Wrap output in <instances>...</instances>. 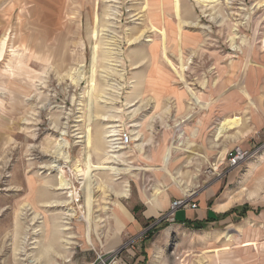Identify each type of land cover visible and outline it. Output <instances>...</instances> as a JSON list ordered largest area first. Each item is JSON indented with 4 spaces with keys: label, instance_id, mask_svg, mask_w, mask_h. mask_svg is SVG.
Returning a JSON list of instances; mask_svg holds the SVG:
<instances>
[{
    "label": "rangeland",
    "instance_id": "rangeland-1",
    "mask_svg": "<svg viewBox=\"0 0 264 264\" xmlns=\"http://www.w3.org/2000/svg\"><path fill=\"white\" fill-rule=\"evenodd\" d=\"M206 1L0 0V264L98 263L96 254L101 252L86 243L81 219L87 212L88 149L85 138L78 137L90 129L91 162L98 164L103 155L94 148L107 154V127L118 124L131 131L133 140L113 159L117 175L93 173L92 245L109 230L115 233L121 195L132 201L138 190L160 185L173 191L174 199L210 203L214 212L216 206H225L218 215L233 208L252 210L209 222L201 230L181 228L175 220L142 221L141 232L153 226L127 249L136 255L144 251V264H264V211L255 212L264 208V0ZM95 43L89 99L87 81L74 85L70 76L80 66L90 75ZM179 54L186 65L185 83L203 102L195 105L190 99L191 107L209 109L172 117L160 132L136 127L146 113L153 117L151 112L159 113L161 107L152 89L146 90V81L157 87L171 79L179 92L187 90L168 64L178 67ZM133 86L138 96L129 103L126 97ZM129 104L148 110L128 115L133 108ZM169 106L175 108L173 99L165 108ZM235 116L241 119L239 125L217 137L219 124ZM181 120L186 122L176 131ZM61 132L69 142L67 166L76 169L74 177L80 182L75 199L55 189L58 175L52 166L64 164L55 157ZM154 133L166 137L163 145H141L144 135ZM178 142L182 146L172 152L171 163L164 167L162 157L164 171L154 176L145 170L150 150H167ZM233 147L251 155L230 169L224 156ZM68 209L75 216L65 220ZM127 211L129 226L134 217L141 222V210ZM140 233L125 229L123 244Z\"/></svg>",
    "mask_w": 264,
    "mask_h": 264
},
{
    "label": "crops",
    "instance_id": "crops-1",
    "mask_svg": "<svg viewBox=\"0 0 264 264\" xmlns=\"http://www.w3.org/2000/svg\"><path fill=\"white\" fill-rule=\"evenodd\" d=\"M153 60L154 59H152V61ZM155 64L156 63H154V65ZM157 72L160 73V71H157ZM149 84H152V83H149V80L146 81V83H145L146 90L151 91L150 89H152L154 97L161 101L160 102L161 107L156 109V111H159V113L158 112L155 113L154 111H152L151 114L152 115L154 114V115H153V117H151L149 115V113H146V110H148V109H143V107H139V106L136 107L135 104H129L128 107L129 108L133 107V108H132V110L127 112L128 115L136 114L139 112L140 113H146L143 116L144 119L141 118L142 119L141 123H138V122L136 123L138 126L141 125V127L145 131L154 130V131L160 132L161 130H164L166 128V126H168V122L170 121V119L172 117H175L174 119H178V116L183 118V117L187 116V114H188L187 110H195L197 108V107H194V108L191 107V105H190L191 100H190V96L187 93V90L185 92H179L175 87H173L171 79H168V80L164 79V80L160 81V83H159V85H157V87H154L153 85L151 87V86H149ZM188 85H190V84H188ZM134 90L132 91V93L129 92V95L126 97V101L129 103H131V101L133 100L134 97L138 96V94H137L138 91L135 89V87H134ZM193 92L199 97V94H197L194 90H193ZM140 94L141 93L139 90V95ZM172 99H173V101H175V105H176L175 108L171 109L170 106L165 108L167 101L172 100ZM199 99L201 101L200 97H199ZM145 108H147V107H145ZM197 109H199V108H197ZM208 109H199V110L205 111ZM192 114H194V113L192 112ZM189 118L191 119L192 116H190ZM167 119H169V120L167 121ZM176 124H177V122H176ZM262 128H264V123L262 125ZM263 132H264V129H263ZM196 133H197V131L194 130V132H192V134H190L191 138H194ZM142 141L143 142L141 143V145H143V146H158L159 147L160 145H163L165 143L166 137L163 135L161 138H158L156 133H154V135L152 134L151 136L144 135L142 138ZM188 145H193V144L189 142ZM234 148H240L241 150L248 151L242 147H233L227 153L232 151ZM165 150H162L161 148H158L155 151L150 150L151 153L149 154V156L145 157V161H146L145 165H146V167H148V169H145L146 171L148 170V171L153 172L152 175H154V176H156L157 171H164L161 168H162V157L165 153ZM227 153H226V155H227ZM226 155L224 156L225 158H226ZM157 189L162 191V193L158 197L154 196L155 190H157ZM162 189H164V188H161L159 185V186H157L156 189L151 187L149 190H146V191L138 190L136 193L137 196L136 197L134 196L131 199L132 201H128L125 196L121 195V201L117 202V207L121 209L122 213H121V217H118V218L115 217V223H114V226L116 227L115 233L113 232V230H111V231L109 230V232H107L105 234V236L101 235L100 237H96L95 242L93 243V245L90 244V246H92L95 251L97 250V251H100L102 253H110L115 249H119L121 246L124 245L123 244L124 242L122 241V237H121L122 235L121 234H122V232L125 231V229L126 230L127 229L132 230L133 232L137 231L138 233H140L142 221L146 225L149 222L157 221L167 212V210L169 209L170 203L173 200L183 198V197H176V199H174L172 197L173 191H171L170 189L169 190H167V189L162 190ZM150 191H154V192L151 193ZM190 203L195 205L194 209L187 207V208L179 209L175 212V215H174L175 223L177 226H179L181 228L184 227L183 222L186 220L192 221V222H198V223L202 222L203 228H204L209 223V222L205 223V221L207 219L212 220L211 222H217V221L223 219L224 217H227V216H224V214L227 212L218 215L217 213H215V212L219 211L218 209L215 208V212L213 210H211V206L208 207L209 203L207 204V206L205 204L202 205L201 203L198 204V203H196V200H194V199L190 200ZM131 208L134 211L135 210H141V214H140V221L141 222L139 223L136 220V218L134 217V218H132L133 224H131L129 226V221L131 219V217H130L131 215L129 214L127 209H131ZM233 209L236 212H234L230 215L237 214L239 216H243L249 210H252V209H250V208L248 209L246 207H244V211H243V209L241 210L238 208H233ZM124 210L126 211V213H124ZM238 210H241V211L239 212ZM261 211H264V208H257L255 210L256 213H259ZM243 212H244V214H243ZM230 215H228V216H230ZM177 217H181V219L178 221ZM138 230H140V231H138ZM90 235H91V233H90ZM90 239H91V243H92V236H90ZM132 249L124 250L121 253V255L118 256V258L116 260V264H144L146 261V256H145L146 254L144 253V251L141 250V253L139 255H136L132 251ZM143 250H144V248H143ZM70 264H73V262H70ZM87 264H95V263H94V261H91L90 263H87Z\"/></svg>",
    "mask_w": 264,
    "mask_h": 264
},
{
    "label": "bare ground",
    "instance_id": "bare-ground-1",
    "mask_svg": "<svg viewBox=\"0 0 264 264\" xmlns=\"http://www.w3.org/2000/svg\"><path fill=\"white\" fill-rule=\"evenodd\" d=\"M198 3H207L206 0H196ZM175 4V2H174ZM211 4V3H210ZM175 9H176V15L178 16V5L176 3L175 5ZM178 18V17H177ZM97 20V19H96ZM179 20V19H178ZM179 22V21H178ZM180 28V26H178ZM154 31V30H153ZM156 31V30H155ZM159 34V33H158ZM162 36L164 37V32L161 31ZM97 35H98V31L96 29H94L93 31V38L94 40L97 39ZM96 42V41H95ZM97 43V42H96ZM92 44V58H91V70L90 71V75H88V77H86L85 75V72L82 68V66H80V68L74 73V74H71L72 76H70L72 82L74 85H77L79 84V82L82 80H86L87 83L89 84V89L88 91L86 92V96L87 98H91V95L92 92H93V89H94V75H95V65H96V59H97V48H98V44ZM162 43V42H161ZM178 52V51H177ZM178 55V53H177ZM166 59V58H165ZM179 59H180V64L178 67H175L170 61H168V64L169 66L171 67L172 71L174 72V74L177 76V79L182 82V84L184 83V85L186 86V89L188 91V93L190 94L191 96V100H192V103H194L195 105H199L200 103H202L199 99V97L192 91L191 88L188 87V85L185 83V79H184V70H185V66L182 64V57L181 55L179 54ZM168 66V67H169ZM187 68V67H186ZM171 71V72H172ZM89 73V72H88ZM95 91V90H94ZM88 99V101L90 102V100ZM93 99V98H92ZM193 104V105H194ZM90 105V104H89ZM88 105V106H89ZM192 105V106H193ZM203 106V105H202ZM205 107V106H204ZM253 108V107H252ZM89 110V108H88ZM90 112V110H89ZM89 114V113H88ZM90 115V114H89ZM88 115V116H89ZM91 118V117H90ZM88 117V119H90ZM241 119L238 117V116H235V117H230V118H226L224 119L220 124L219 126L216 128V135L217 137H220L224 132H226L227 130L229 129H232L233 127H236L239 125ZM110 123H113V122H116V120H111L109 121ZM90 125V124H89ZM136 127H138L137 124H135ZM117 128V126H108L107 129H113L111 130V132L113 133L114 132V129ZM180 129V128H179ZM194 132V131H193ZM65 132H61L60 133V138L56 141V145H55V157L58 159V160H63V165H60V164H55L52 166V168L56 171L57 173V186H56V190H59V191H63V190H66L67 194H68V198H73L75 199L76 198V194L80 188V182H78V178H75L77 177L76 175V172L75 170L71 169V168H68L67 164L70 163V159H69V154L68 152L66 151V149H68L69 147V142H68V139L65 137ZM182 134V133H180ZM111 136H115L114 134H112ZM107 137H110V136H104V138H107ZM182 137V136H181ZM78 138H85V146L86 148L88 149L87 151V155H86V159H85V171H84V180H85V188H86V213H84L81 217L82 221L85 223V226H86V231H85V241L87 244H91V239H90V233H91V226H90V208H91V204L93 202L92 200V188H93V178H94V172L96 173V171H102V172H108L110 174H115L117 173L116 171L119 170L115 165V161H113L114 157L112 155H108L105 154V152L99 150L98 148H94V152L96 151V153H101V155H103L100 159H102V162L98 163V164H93L91 162V156H90V149H92L91 147L93 146L92 145V138H91V131L89 128H87L86 130V135L85 136H79ZM183 138V137H182ZM179 139V138H178ZM138 140V139H136ZM103 141V140H102ZM80 142V141H79ZM105 143V141H104ZM92 145V146H91ZM182 146L181 142H178L177 145H171L170 148H167V150L165 151L164 153V156H163V166L165 167L166 165L169 164L170 160H171V157H172V152L173 151H177L180 149V147ZM86 149V150H87ZM92 151V150H91ZM185 151V150H184ZM93 152V151H92ZM116 152V151H115ZM95 153V154H96ZM92 154V153H91ZM105 154V156H104ZM71 155V154H70ZM112 158V159H110ZM57 162V161H55ZM58 163V162H57ZM70 167V166H69ZM163 167V168H164ZM77 168V167H76ZM162 168V169H163ZM166 170V169H165ZM125 171V169H124ZM71 173V174H70ZM121 173V172H120ZM117 175V174H115ZM75 176V177H74ZM114 176V175H113ZM81 184L83 185L84 183L81 182ZM101 189V188H100ZM127 191V189H126ZM162 193L161 190H155V196L158 197L160 194ZM124 196V195H123ZM72 199V200H73ZM231 200V199H230ZM233 200V199H232ZM233 203V202H232ZM230 203V204H232ZM230 204H226L228 207ZM225 208V206H216V209L218 210H223ZM224 212V211H223ZM66 213V217H65V220H70L72 219V217L75 216V212L72 210V209H68ZM92 223V222H91ZM65 225H68V222H65ZM66 227V226H65ZM69 228H67L66 230H68ZM63 230V229H62ZM226 234V233H225ZM231 234V233H230ZM225 236V235H224ZM228 235L226 236V239L228 240ZM66 244H68L66 242ZM252 244V243H251Z\"/></svg>",
    "mask_w": 264,
    "mask_h": 264
},
{
    "label": "built area",
    "instance_id": "built-area-1",
    "mask_svg": "<svg viewBox=\"0 0 264 264\" xmlns=\"http://www.w3.org/2000/svg\"><path fill=\"white\" fill-rule=\"evenodd\" d=\"M186 120H181V122L176 124V128L178 131L179 128H181L179 125L183 124ZM117 128L114 129V132L112 133L111 130L108 131L106 139V148H107V154L108 155H114L115 159L118 156V152L127 150L128 147H130L132 140H133V134L131 131H129L126 128H123L121 125H116ZM114 134L115 136H111ZM116 151V152H115ZM251 153L249 151L241 150L240 148H234L232 151L227 153L226 155V161L227 165L230 169L236 168L239 165H241L246 159L250 157ZM190 207L192 209L195 208L194 204H190L188 201V198L184 197L183 199H177L173 200L170 203L169 209L166 214H164L160 219H158L156 222H160L162 220H166L168 222L174 221V215L175 212L179 209ZM155 222V223H156ZM153 226V225H152ZM150 224L148 227L145 228L144 231H142L139 235H137L134 240L126 242L122 247L117 249L116 251H112L110 253H98L96 254L95 261L98 262L97 264H116V260L118 256L127 249L128 246L133 248L134 241H140L142 240L143 236L148 233L149 229L152 227Z\"/></svg>",
    "mask_w": 264,
    "mask_h": 264
},
{
    "label": "trees",
    "instance_id": "trees-1",
    "mask_svg": "<svg viewBox=\"0 0 264 264\" xmlns=\"http://www.w3.org/2000/svg\"><path fill=\"white\" fill-rule=\"evenodd\" d=\"M211 205H210V203L208 204V207H210ZM246 210V209H245ZM234 212H236L234 209L232 210H229L227 213H225L224 214V216H228V215H230V214H232V213H234ZM243 214H244V212H243ZM212 220H209V219H207L206 221H205V223L206 222H211ZM183 224H184V226L186 227V228H188V229H191V230H201L202 228H203V223L202 222H200V223H198V222H192V221H184L183 222Z\"/></svg>",
    "mask_w": 264,
    "mask_h": 264
}]
</instances>
